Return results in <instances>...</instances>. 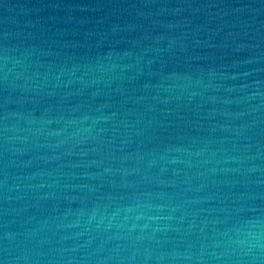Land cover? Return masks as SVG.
Listing matches in <instances>:
<instances>
[{"label":"water","instance_id":"95a60500","mask_svg":"<svg viewBox=\"0 0 264 264\" xmlns=\"http://www.w3.org/2000/svg\"><path fill=\"white\" fill-rule=\"evenodd\" d=\"M0 261L264 264V0H0Z\"/></svg>","mask_w":264,"mask_h":264},{"label":"clouds","instance_id":"9594fccd","mask_svg":"<svg viewBox=\"0 0 264 264\" xmlns=\"http://www.w3.org/2000/svg\"><path fill=\"white\" fill-rule=\"evenodd\" d=\"M0 264H6V262L5 261H0Z\"/></svg>","mask_w":264,"mask_h":264}]
</instances>
